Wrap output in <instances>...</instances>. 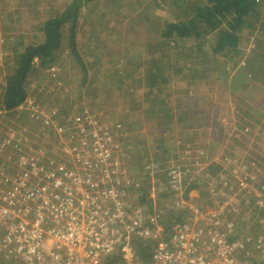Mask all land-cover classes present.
<instances>
[{"label":"built area","instance_id":"built-area-1","mask_svg":"<svg viewBox=\"0 0 264 264\" xmlns=\"http://www.w3.org/2000/svg\"><path fill=\"white\" fill-rule=\"evenodd\" d=\"M32 87L2 109L38 119L49 144L30 143L24 129L0 131V264H264V182L250 174L227 180L226 171L210 173L190 159L165 167L147 159L131 171L139 148L122 140L129 134L122 123L87 107L53 115L29 97ZM196 171L208 204H187L163 229L156 188L167 189L169 209L178 212ZM133 238L154 244L149 262Z\"/></svg>","mask_w":264,"mask_h":264},{"label":"rangeland","instance_id":"rangeland-1","mask_svg":"<svg viewBox=\"0 0 264 264\" xmlns=\"http://www.w3.org/2000/svg\"><path fill=\"white\" fill-rule=\"evenodd\" d=\"M27 1L0 0V80L5 72L3 64L15 47L13 42L22 38L31 44L40 21L71 0ZM162 3L161 0H96L82 7L75 37L78 61L71 56L67 45L61 46L51 64L40 65L34 58L28 78L33 86L28 89L29 97L56 116H68L87 107L103 121L126 125L129 134L122 140L139 148L129 163L131 171L139 173L138 168L156 154L163 167L172 161L190 159L197 166L204 165L210 173L226 171L227 180L250 174L264 182V58H261L264 15L261 14L253 31L242 32L239 57L231 55L220 59L222 63H210L208 76L195 78L192 85H186V78L178 75L175 82L170 78L165 92L157 98L163 102L160 105L163 114L159 118L154 116L150 105L152 96H145L144 82L138 83L136 79L143 75L151 59L146 43L154 35L147 29L158 27L160 22H154L155 18L171 20ZM132 17L134 22H130ZM129 60H137L139 65L132 80L125 77ZM193 61L196 71H202L204 64L193 58L182 60L173 70L182 65L187 68ZM186 68H181L183 76ZM7 128L24 129L30 143L45 141L39 137L38 119H31L25 112H3L0 107V131ZM162 131L164 139L160 137ZM41 144L48 146L49 142ZM185 153L189 154L187 159ZM197 171L187 189L204 183V176ZM156 190L159 197L154 209L162 212L165 230L169 222L180 217L187 204L194 202L200 207L208 204L200 189L191 188L188 191L191 196L182 193L185 205L180 211L166 213L164 210L172 211L167 189Z\"/></svg>","mask_w":264,"mask_h":264},{"label":"trees","instance_id":"trees-1","mask_svg":"<svg viewBox=\"0 0 264 264\" xmlns=\"http://www.w3.org/2000/svg\"><path fill=\"white\" fill-rule=\"evenodd\" d=\"M95 1L71 0L40 21L34 29L35 34L30 40L31 44L25 43L22 38L13 42L15 47L11 52V57L3 64L5 72L1 75L0 82L1 108L11 110L25 99L26 84L30 83L28 78L33 69L34 58L40 61V65L51 64L61 46L67 45L71 56L78 61L75 49L78 17L82 7L88 6L90 3L93 4ZM161 1L164 11L170 13L171 20L160 19L161 21H159L155 18L154 22H160L158 27L150 26L147 29L148 33L154 35V39L149 41L150 43H146L148 45L146 52L151 56V59L147 61L148 67L143 75L136 79L138 83L144 82L143 87L147 89L145 96H152L149 98L152 99L150 105L155 112L154 116L159 118V115L163 114V108L160 107L163 102L158 101L157 98L165 92L168 82L172 79L175 82L178 75L181 79L186 78V85H192L196 81L195 78L200 79L208 76L207 67L210 63H222L220 59L222 60L224 57L240 55L242 32L253 31L261 14L264 15V0ZM134 21L135 17H132L130 22ZM4 27L6 28V26ZM261 43L263 44V41ZM187 58H193L203 63L202 71H196L194 61L187 68L186 65H182L173 70V66L181 65L182 60ZM261 58L264 56L261 55ZM79 63L81 64V62ZM127 65L129 71L125 77L132 80L133 74L139 68L138 61L129 60ZM181 68H186L184 76ZM172 70V73H167ZM163 133L164 131L161 133V139L165 138ZM155 156L156 154L150 158L151 161H158ZM258 166L262 165L258 164ZM138 169L142 171L143 168ZM162 176L167 178L165 175ZM191 188L198 189L199 187L192 185L188 189ZM146 200L150 201V199ZM164 212L171 213L172 211L164 210ZM180 219L181 217H178L176 221L171 222L175 223ZM169 223L168 225H170ZM134 239L136 238H133L135 253L143 262H149L154 244L142 238Z\"/></svg>","mask_w":264,"mask_h":264}]
</instances>
